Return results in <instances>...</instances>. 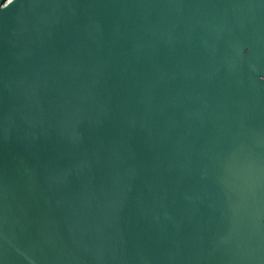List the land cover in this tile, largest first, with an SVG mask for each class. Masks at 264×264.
<instances>
[{
    "label": "water",
    "instance_id": "95a60500",
    "mask_svg": "<svg viewBox=\"0 0 264 264\" xmlns=\"http://www.w3.org/2000/svg\"><path fill=\"white\" fill-rule=\"evenodd\" d=\"M0 264H264V0H0Z\"/></svg>",
    "mask_w": 264,
    "mask_h": 264
}]
</instances>
